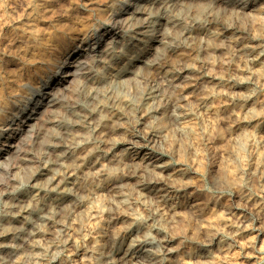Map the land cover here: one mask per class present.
<instances>
[{"label": "bare ground", "instance_id": "bare-ground-1", "mask_svg": "<svg viewBox=\"0 0 264 264\" xmlns=\"http://www.w3.org/2000/svg\"><path fill=\"white\" fill-rule=\"evenodd\" d=\"M119 1L110 6V28L92 23L90 11L84 21L35 37L37 58L47 62L56 45L69 42L75 50L39 93L23 105L24 93L0 107V176L15 169L12 178L20 184L0 221V264H59L63 257V264H78L69 253L86 232L85 220L92 223L105 213L120 225V234L110 233L104 248L90 249L85 263L164 264L172 241L167 224L183 220L178 196L203 169L198 158L212 135L219 143H235L246 184L258 180L264 186V148L258 142L264 136V23L254 13L264 0ZM221 9L235 17L222 19ZM245 36L257 45H243ZM204 46L206 58L221 62L228 61V50L235 51L241 58L235 71L224 77L213 63L197 70ZM184 84L188 91L173 98ZM168 118L170 126L164 124ZM248 149L257 151L249 167ZM221 168L211 179L228 184L231 169ZM236 192L242 207L262 222V194ZM186 207L196 212L197 204ZM234 217L235 222L223 218L229 220L224 227L239 242L248 220ZM13 235L17 240L11 243ZM240 244L252 249L249 240ZM202 260L218 263L209 253Z\"/></svg>", "mask_w": 264, "mask_h": 264}, {"label": "rangeland", "instance_id": "rangeland-1", "mask_svg": "<svg viewBox=\"0 0 264 264\" xmlns=\"http://www.w3.org/2000/svg\"><path fill=\"white\" fill-rule=\"evenodd\" d=\"M118 3L120 4L119 0H0V107L4 106L11 99V101L17 99L20 100V95L24 93L27 94V96H25L23 101L21 100L22 102L20 103V105H23L25 101L27 102L32 97L33 92H36V94L39 93V91L44 87V84L48 83L54 77L56 71H58L59 69L58 67L60 66V64L62 65V63L66 60L65 58H68L67 55L69 51L73 52L75 50V48L72 47L71 43L69 42L56 45L55 48L53 47L51 49V54L49 58H47V62L46 59L37 58V47L34 42L36 39L35 37L45 35V33H50L54 27H63L67 25V23H71L76 20V22L84 21L85 18L88 17L90 11L94 12L95 15L93 19L94 21L90 19L92 23L98 22L101 25L105 24L104 28H110V26L107 25V21L110 16V6H112L113 4L119 5ZM75 7H77V13L73 12ZM98 8L103 10V12L96 11ZM254 13L256 14V17L259 15L257 17L259 19V23L263 24L264 1L260 5H258V8L256 9V11H254ZM225 14L226 12L224 13V11H222L221 9L220 17L222 19L224 18L227 20H231L235 17V14H232L230 12H227L226 15ZM261 15L263 17H261ZM238 20L240 22L243 21V19L241 18H238ZM40 32L42 34H40ZM30 38H32L33 40ZM242 44L245 46L257 45L256 41L251 36L243 37ZM205 48L207 50V46H204V53L200 57V59L195 61V67L196 69L198 68L197 70L199 71L207 69L213 63L212 66L214 67V71L217 74L226 77L227 75L235 71V67H237L240 63L241 58L238 57V55L233 50H228L225 53L227 55L225 56L229 62L224 61V63L215 58H212L211 62V60L205 57ZM32 53L35 54L33 55ZM203 56L208 60L206 61ZM10 74L12 75V77H10ZM189 84L191 85L192 82H189ZM189 84H184L182 87L178 88L176 90L178 92L174 91L175 94L177 93L176 95L172 92L173 98L177 99L180 95L188 91L190 87ZM132 91L134 92L135 90L132 89ZM204 94L207 93H205V91L198 93L200 97L206 96ZM190 96H194L192 91L190 93ZM40 109V112H42L45 110V107ZM164 124L166 126L171 125L169 118L168 121ZM126 126L127 125H124V127ZM171 129L173 130L174 128ZM259 139L258 142L260 147L264 148V136H261ZM211 140L213 142L210 141V146L208 145L206 147H202L201 156H199L198 158L200 162L198 169H201L200 167H202L203 169H201V171H196V174L192 176L189 182V188L187 189V191L181 193L178 196V210L181 213L180 219H183L186 223H184L183 220L180 221L178 219L174 222L170 221L167 224L169 234L172 233L170 234L172 241L166 247L168 251H165L166 253L164 264H203L204 261L202 260V257L208 253L212 254L215 257V261H218L217 264H264V219H262V222L258 219H255L256 216L252 215V212L242 207L244 205L241 204L237 195L239 192H236L241 191L242 189H246L248 193L251 191L249 194L254 195L255 197L262 194V198L260 199H264V186H262V184H260L258 180H255L250 184H246L245 178L248 176H245L247 175L245 172V168L238 161H235L236 157L233 154V144H235L234 142H230L227 140L228 142H224L226 145L220 142L222 144V146H220L218 145L220 143L218 140H216L215 136L212 135ZM227 144L230 145L228 146ZM224 145L225 147H223ZM167 146L170 148L171 145L168 144ZM219 146L222 148V150L223 148L224 150H227V152H225L224 150L222 151ZM29 148L30 147H28V150ZM122 148L123 147L119 146V149ZM262 150L264 151V149ZM250 152H252V154H250ZM256 152L254 149H248V155L246 154L248 157H246L247 167H249L251 163L250 161L252 155ZM158 158L164 160L165 162H169L170 160V162L172 161L176 163V161H173L174 159L161 153H158ZM191 158L195 159V157ZM231 160L232 162H229ZM17 164L18 163H15L12 166L17 168ZM223 165L225 166V168L231 169V171L229 170L230 174L228 177L230 178H228V184L222 182H220L221 184L213 183L211 175L215 172H220L222 169L221 167L224 168ZM33 166L37 168L36 163H34ZM14 172H16L15 169H13L10 174L3 173V175L5 176H0V221L7 213L11 204L16 199L18 191L16 190L15 186H20V184H15L16 181H14V178H12L14 177ZM21 175H23V173H21ZM232 176L233 180L231 179ZM234 179H236L237 182ZM234 183L237 185H235ZM25 184L24 186H27V182H25ZM255 184H257V186ZM255 187L257 189H260L256 190ZM238 188L240 189L238 190ZM259 190H261V192L263 193H261ZM188 201H195V203L197 204V208L194 211L196 212L188 211L186 207L187 203H189ZM260 203H263L264 205V200H261ZM240 215L242 217H247L248 229H244L243 231H241L243 236L241 237L242 239H240L239 242H235V240L231 238L228 232L229 229L224 226L226 225V223H229V220L235 222L236 218L234 216L239 217ZM229 216V220L223 219L225 217L228 218ZM85 222V226L87 227L86 232L81 238L77 239V245L75 244V247L71 249L72 253H69L72 259L78 262V264H90L87 262L85 263L82 260L84 258L83 255L85 256L95 245V247L104 248V242L106 241L107 235H109L110 233L120 234V225H114V218L109 214L105 213L100 215L96 220H93L92 223L88 219L85 220ZM218 224L220 225V227ZM187 225L190 227H188ZM198 228L202 229L199 230ZM195 229L198 230L196 231ZM184 230L187 231L186 234ZM191 233L196 235L193 237L191 236ZM13 236L10 237V241L8 240L9 242L12 241L11 243L16 242L17 240V236ZM247 240L251 241L252 249L251 247L249 249L243 248V246L240 244V242L246 243ZM253 243L255 246L253 245ZM155 249H157V251L160 250V248H157L156 246ZM229 249L230 251H228ZM103 252H105L104 249ZM222 253L225 254L223 255ZM221 257H223L222 260ZM66 260V257H63L59 264H63L64 262H66ZM28 263L31 264L32 262Z\"/></svg>", "mask_w": 264, "mask_h": 264}]
</instances>
